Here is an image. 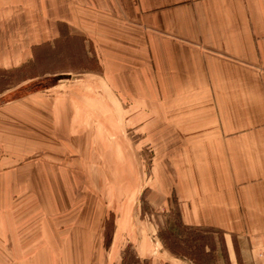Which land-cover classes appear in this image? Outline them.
I'll return each instance as SVG.
<instances>
[{
  "label": "crops",
  "instance_id": "0c3cea01",
  "mask_svg": "<svg viewBox=\"0 0 264 264\" xmlns=\"http://www.w3.org/2000/svg\"><path fill=\"white\" fill-rule=\"evenodd\" d=\"M52 42L58 58L80 44L118 101L146 112L147 137L174 156L182 223L210 231L217 264H264V0H0V70ZM51 218L29 244L3 222L0 264L67 250L85 264L90 217L73 244Z\"/></svg>",
  "mask_w": 264,
  "mask_h": 264
},
{
  "label": "rangeland",
  "instance_id": "374dc122",
  "mask_svg": "<svg viewBox=\"0 0 264 264\" xmlns=\"http://www.w3.org/2000/svg\"><path fill=\"white\" fill-rule=\"evenodd\" d=\"M71 49L58 58L46 43L0 70V226L29 244L53 217L60 243L73 244L83 233L72 223L89 216L85 264H217L210 231L182 223L174 156L147 137L146 112L118 101L99 59ZM57 254L69 264L74 251Z\"/></svg>",
  "mask_w": 264,
  "mask_h": 264
}]
</instances>
